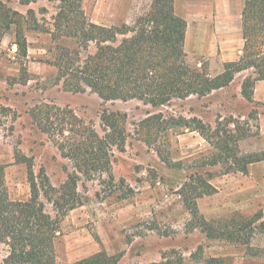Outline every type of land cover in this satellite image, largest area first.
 Here are the masks:
<instances>
[{"label":"rangeland","instance_id":"1","mask_svg":"<svg viewBox=\"0 0 264 264\" xmlns=\"http://www.w3.org/2000/svg\"><path fill=\"white\" fill-rule=\"evenodd\" d=\"M156 1L0 0V192L27 202L37 185L56 264H264V169L238 171L264 155V104L242 94L255 75L209 91L216 58L187 23L179 52Z\"/></svg>","mask_w":264,"mask_h":264},{"label":"trees","instance_id":"2","mask_svg":"<svg viewBox=\"0 0 264 264\" xmlns=\"http://www.w3.org/2000/svg\"><path fill=\"white\" fill-rule=\"evenodd\" d=\"M157 1V6L167 12L169 20L175 24L176 29H178V26L182 29H180L179 36H177L181 47L179 52H182L186 22L175 14L174 0ZM242 35L245 45L240 60L226 63L222 74L215 78H208L206 87H209V91L230 85L235 78V74L243 71H253L252 73L255 75L254 83L264 80V0H246L242 14ZM15 45L19 51L27 55L26 38L18 40ZM99 72V78L108 77V74L101 73V70ZM178 72L180 76L187 74V70L183 68ZM128 74L129 72H126V75H121L122 80L128 81ZM162 77L163 74L161 72L158 73L157 80L160 84L165 81ZM251 86L252 84L245 82L242 90V94L249 101H253V86L252 89ZM201 90H204V88H201ZM188 91L187 93L191 94L197 92L198 89L188 88ZM239 159L241 163L238 171L246 175L251 164L264 161V155L246 154L244 158ZM3 175L4 167L0 166V180ZM206 188L207 190L201 196L211 195L217 191L216 188L208 184ZM32 192H34V197L27 202L11 201L9 198L3 197L0 192V243L8 247V254L0 261V264H56L54 241L57 233V223L53 217L46 214L42 203L38 201L40 192L36 184H33ZM188 207L194 218L199 215V208L196 202H191ZM261 218L262 215L249 223H254ZM261 225H264V222ZM208 235L211 237V234L208 233ZM108 258L109 256L104 251L78 261L76 264H104L109 260ZM206 264H225V262L222 258H210Z\"/></svg>","mask_w":264,"mask_h":264},{"label":"crops","instance_id":"3","mask_svg":"<svg viewBox=\"0 0 264 264\" xmlns=\"http://www.w3.org/2000/svg\"><path fill=\"white\" fill-rule=\"evenodd\" d=\"M240 5H236L232 0H174V12L186 21L189 30L186 33L185 43L189 32H194L199 37L196 41L200 44L195 51L209 58L215 57L214 64H218L220 68L216 72L218 74L224 71L226 63L238 62L243 54L245 41L242 35ZM205 27L208 29V37L203 33ZM202 41L207 43L204 47ZM252 92V100L264 104V80L256 81ZM259 119L260 131L264 135V111L260 112ZM255 165L264 169V161H262L251 164L248 172L249 168Z\"/></svg>","mask_w":264,"mask_h":264},{"label":"built area","instance_id":"4","mask_svg":"<svg viewBox=\"0 0 264 264\" xmlns=\"http://www.w3.org/2000/svg\"><path fill=\"white\" fill-rule=\"evenodd\" d=\"M15 48H16V46H15Z\"/></svg>","mask_w":264,"mask_h":264}]
</instances>
